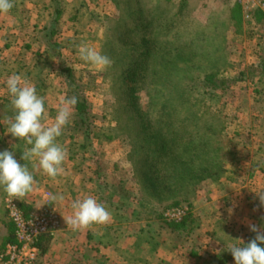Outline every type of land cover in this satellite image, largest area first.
Here are the masks:
<instances>
[{
    "label": "rangeland",
    "instance_id": "1",
    "mask_svg": "<svg viewBox=\"0 0 264 264\" xmlns=\"http://www.w3.org/2000/svg\"><path fill=\"white\" fill-rule=\"evenodd\" d=\"M254 19V23L247 22L234 0H65L63 64L74 68L78 94L84 98L87 111L85 126L77 129V109L68 106L71 115L65 138L72 139L73 149H85L96 156L100 166L96 167L99 172L95 183L105 193L128 190L135 216L139 210V218L153 210L171 227H183L185 220L192 218L197 190L209 186L215 190L208 192L205 188V193H236L241 204L236 205L235 212L246 208L245 225H238V229H246L242 233L248 238L246 242L255 237L250 225L264 228V205L255 193L264 190V70L260 63L264 14L255 13ZM32 36L39 42L33 43V50L16 55L22 60L19 63L25 62L18 64L8 58L13 54H3L4 39L0 35V78L5 80L0 81V87H6L11 75L31 72L41 82L51 73L53 49L42 55L39 34ZM81 46L93 47L107 56L109 65L98 70L80 59ZM144 51L149 53H141ZM128 56L141 64L146 62L141 72L143 90L132 88L129 73L122 79L121 72L130 67L125 66ZM59 60H63L61 53ZM171 61L176 66L168 64ZM209 72L227 75L231 83L205 96L208 111L203 103L198 105L195 111L200 119L195 123L211 124L217 131L225 145L224 168L216 171L218 177L184 183L172 193L157 183L163 182L161 175L165 172L160 161L164 158L150 161L154 152L149 145L159 118L165 124L184 115L185 109L176 107L181 114L168 115L174 106L161 109L164 99L149 101L145 93L157 90V95H167L174 89L163 80H171L177 82L179 93L200 99L201 87L185 90V85ZM67 90L69 83L65 81V100L72 98ZM134 91L137 99L133 98ZM12 111L10 98L0 100L1 122L8 120ZM195 123L186 132H195ZM145 139L148 151H144L147 162L143 163L134 148ZM249 160L261 166L258 174L251 172ZM148 198L159 199L161 204L152 206ZM180 208L186 210L180 221L166 217V212Z\"/></svg>",
    "mask_w": 264,
    "mask_h": 264
},
{
    "label": "crops",
    "instance_id": "2",
    "mask_svg": "<svg viewBox=\"0 0 264 264\" xmlns=\"http://www.w3.org/2000/svg\"><path fill=\"white\" fill-rule=\"evenodd\" d=\"M13 2L14 7L9 13L0 14L3 54H13L8 58L18 64L25 63H19L22 60L17 56L33 50V43L39 42L35 40L36 36L33 38L34 33H38L40 41L43 42L42 55L46 54L50 46L48 47L44 35L45 28L53 27L50 44L58 46L63 59L60 62V55L59 58L53 56V61L50 62L51 73L40 79L41 82L45 81L46 87L40 92L46 108L42 123L50 126L59 108L64 106L62 102L65 100V79L58 73L60 63L65 62V0L58 1L60 13L55 24L51 21L54 12L51 0ZM6 35L12 39H6ZM19 77L22 84L34 85L36 90L41 83L32 77L31 72L22 73ZM0 81L5 80L0 78ZM0 92V100L4 97L10 98L6 87L0 89ZM11 118L10 116L4 123L0 121V151L14 150V157L21 164H26L34 177L32 191L20 200V205L26 212L44 205L54 207L62 223V227L50 236L40 257V264H234V260L224 259L227 248L237 244V239L244 242L248 240L242 234L246 232L244 226L238 229V225H245L243 220L247 210L243 207L244 209L234 211L236 205L241 204L235 196L236 193H208L215 188L201 186L197 190L192 218L185 220L180 228L171 227L153 210L149 211L151 214L146 213L139 218L137 216H141L142 211L139 210L135 216L133 197H129L128 190L114 189L105 193L96 185L99 172L96 168V156L85 149H73L72 139L65 138V127L57 138V142L67 153L62 174L53 179L43 173L37 160L23 161L22 152L31 146L6 133ZM249 161V165H252L251 172L258 174L261 166ZM205 188L208 191L206 193ZM3 195L4 192L0 189V248L12 238L13 231L3 205ZM54 195H63L64 198L62 201H54ZM88 196L94 197L109 211L110 220L105 224H92L73 231L66 225L64 218L72 215V203L75 200ZM149 201L152 206L161 204L159 199Z\"/></svg>",
    "mask_w": 264,
    "mask_h": 264
},
{
    "label": "clouds",
    "instance_id": "3",
    "mask_svg": "<svg viewBox=\"0 0 264 264\" xmlns=\"http://www.w3.org/2000/svg\"><path fill=\"white\" fill-rule=\"evenodd\" d=\"M14 7L13 0H0V14L9 13ZM80 59L102 70L110 63L109 58L89 46L79 47ZM10 104L14 111L8 121L7 134L18 140H24L31 147L22 152L23 161L37 160L39 167L48 177L55 179L63 172L66 150L57 142L62 130L69 124L71 112L68 106H75L77 99L72 97L62 102L50 126L42 121L46 116L45 100L37 93L34 85L22 84L21 78L11 75L6 81ZM34 177L26 164H21L14 157V150L0 151V189L15 200H22L32 191ZM264 205V190L255 192ZM63 195H54L52 199L63 200ZM13 199V200H14ZM73 213L64 218L66 225L73 231L89 227L92 224H105L110 220L109 211L94 197L77 199L72 203ZM255 233L254 239L238 243L227 248L234 258V264H264V228L250 225Z\"/></svg>",
    "mask_w": 264,
    "mask_h": 264
},
{
    "label": "trees",
    "instance_id": "4",
    "mask_svg": "<svg viewBox=\"0 0 264 264\" xmlns=\"http://www.w3.org/2000/svg\"><path fill=\"white\" fill-rule=\"evenodd\" d=\"M54 6V12L51 18V21L55 24L59 17L60 9H59V0H51ZM53 27L45 28V37L48 44V51L53 49L52 55L54 57L59 58V48L57 45L51 46L50 40L53 35ZM50 44V45H49ZM261 58L260 63L262 64L261 70H264V40L261 42ZM141 53L148 54L149 51H144ZM130 56V55H129ZM128 56V57H129ZM134 57H129L125 66L130 65L129 68H126L121 72L122 79H125V74H130V82L132 83V88L136 91L137 89L143 90L144 81L142 77L143 66H146V62L141 64L138 60H135ZM172 63V64H171ZM168 64L171 66H176L172 61ZM172 69V68H170ZM175 71H179L178 68L173 67ZM181 71H185L182 70ZM58 73L69 83V90L67 92L70 96L75 97L77 99V103L75 104V108L77 109L78 120L76 123L77 129L83 128L87 121V111H86V103L84 98L80 97L78 94V86L76 84L77 77L75 76V70L71 66H67L63 63H60L58 67ZM122 80V81H123ZM170 83V87L174 90L168 92L167 95L159 94L157 90L153 92L145 93L149 101L158 100L163 98L164 101L161 104V109L168 108L170 106H174L170 109L168 115H173L176 112L180 113L181 109H185L184 115L177 116L174 120L167 122L164 124L163 121L159 118V122L156 125V133L151 137L154 138L152 141L151 151L154 152L150 157V161H157L161 156L164 158L160 161L162 168L164 170V174L161 175L163 178V182L159 180L157 183H162L161 188L170 192L178 191L182 184L184 183H195L197 180H202L207 177H218L216 174L218 170H222L224 168V162L226 159L222 157L224 143L219 139L217 131L209 125L199 126L197 125V120L200 119V114H197L195 111L198 105L203 103L204 110L208 111L205 106V96L214 94L218 90L226 89L231 80L227 75L209 72L205 74L203 77L197 78L194 82H188L185 85V90L192 89L193 87H201L202 93L200 94V99L198 97L185 96L183 93H179V89L177 88L178 84L175 81L171 80H163V82ZM45 84L41 82L37 85V91L40 94L43 91ZM40 91V92H39ZM133 93V98L137 99V95ZM146 91V90H144ZM153 93V94H152ZM176 107H180L179 111H177ZM205 111V112H206ZM178 113V114H179ZM181 114V113H180ZM14 111L11 113V117H13ZM191 115V116H190ZM161 117H164L161 113ZM192 123L195 127V132L189 133L187 131V127H189ZM79 127V128H78ZM203 128V129H202ZM185 133H188L186 136ZM88 134V133H87ZM148 143V139L140 144L139 146L134 148V153L141 159V161H145L144 151H148L146 148ZM141 149L140 152H137V149ZM231 153L228 152V155ZM100 163L97 160V166L99 167ZM97 167V168H98ZM157 180V179H156ZM156 182V181H155ZM156 184V183H155ZM157 185V184H156ZM172 192V193H173ZM50 235H43L39 238L38 246L40 248L41 255L45 247L48 244ZM248 243V242H246ZM225 260H234L230 251H228L225 256Z\"/></svg>",
    "mask_w": 264,
    "mask_h": 264
},
{
    "label": "built area",
    "instance_id": "5",
    "mask_svg": "<svg viewBox=\"0 0 264 264\" xmlns=\"http://www.w3.org/2000/svg\"><path fill=\"white\" fill-rule=\"evenodd\" d=\"M242 11L243 18L254 23L255 13L264 14V0H234ZM5 193L3 205L12 224V238L0 248V264H40L39 238L52 235L62 227L58 211L51 206L26 212L20 200H13ZM183 208L166 212V217L180 221L185 215Z\"/></svg>",
    "mask_w": 264,
    "mask_h": 264
}]
</instances>
